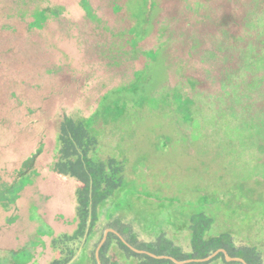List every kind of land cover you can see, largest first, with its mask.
<instances>
[{"label":"rangeland","instance_id":"1","mask_svg":"<svg viewBox=\"0 0 264 264\" xmlns=\"http://www.w3.org/2000/svg\"><path fill=\"white\" fill-rule=\"evenodd\" d=\"M187 2L88 0L91 15L83 0H0V189L20 169L28 173L21 176L26 188L21 190V240H16L21 264H48L56 256L53 236L40 233L42 220L55 234L76 229V191L82 184L53 169L59 125L64 115H96L108 94L105 102L116 118L97 116L96 127L102 129L97 155L126 159L132 177L145 179L148 191L136 183L132 196L164 203L166 212L185 209L186 201H195L196 210L204 205L216 217L214 234L230 231L238 245L257 246L264 262V153L258 150L264 139L253 129L252 115L234 116L232 104L224 106L212 94L221 88L219 66L227 62L225 56L213 57L214 46L225 37L233 41L234 22L251 0ZM259 14L261 27L264 10ZM130 31L138 34L137 41H128ZM256 37L264 40V29ZM260 63L258 89L264 95ZM137 82L136 92L131 87ZM39 149L27 170L25 162ZM12 214L0 203V220ZM121 216L119 210L112 215L106 210L83 244L84 262L78 263L84 248L79 246L70 264H91L90 256L98 255ZM134 217L123 221L133 224L138 242L164 232L189 250V231H179L175 222L164 219L144 229ZM10 237L0 232L1 264L17 250L18 245L7 250ZM211 264L226 263L221 258Z\"/></svg>","mask_w":264,"mask_h":264},{"label":"trees","instance_id":"2","mask_svg":"<svg viewBox=\"0 0 264 264\" xmlns=\"http://www.w3.org/2000/svg\"><path fill=\"white\" fill-rule=\"evenodd\" d=\"M83 4L87 13L92 15L88 0H83ZM40 14L41 18L46 17L44 12ZM236 21L238 22L234 24L238 31L235 32L233 41L228 43L225 37L224 41H219L218 45L214 46L216 53L213 57L225 56L227 62L219 66L221 88L212 94L216 101L217 98L220 101L223 100L224 106L231 103L234 116L240 113L252 115L256 123L253 129L264 139V95L258 89L262 85V79H259L260 71L257 72L262 65L258 62H264L262 61L264 40L257 37H244L242 18ZM251 41L253 42L252 50L248 52L247 45ZM139 84L140 82H137L136 86L132 85L131 89L137 92L140 89ZM126 89L129 88H123V90ZM177 96L178 105L181 107L182 100L179 97L182 95ZM105 98L108 99L109 94ZM106 99L101 103L96 115L77 119L64 115L60 122L56 168L60 173L70 174L78 179L82 185L76 192L77 229L73 234L64 233L54 238L53 247L56 256L49 264L72 263L80 249L79 246L82 247L96 233L97 226L106 210L110 211L111 215L119 210L123 217L133 214L135 217L132 221H139L144 229L155 228L161 225L164 219L175 222L179 231H189V250H185L178 243L176 236L168 237L164 232L155 240L138 242L133 224L124 222L121 216L112 222L111 231L107 233L104 243L99 248L98 256H90L91 264H121L119 258L124 261L136 259L140 264H211L222 258L226 264H237V262H228L223 252H219L209 260H204L220 249L230 256L244 258L248 264H262L260 253L255 246L238 247L230 231H224L218 235L213 233L216 217L205 210L206 206L201 205L203 209L196 210L195 201H186L188 204L185 209L166 212L169 206L164 203L154 204L149 200H143L140 195L132 196L136 183L140 188L148 191L145 179L141 180L138 175H136L137 178L132 177L126 169V159H119L115 155L100 158L97 155L102 140L98 136V132L102 129L99 130L96 127L97 116L103 117L104 113H108L109 116L104 117L106 121L110 117L113 120L116 118L113 106L106 104ZM259 147V153L263 154L264 140L259 141ZM40 151L39 149L36 154ZM135 249L146 252H138ZM86 254V247H84L80 250L78 263L84 262ZM152 254L170 256L185 262L176 263L172 259L153 257Z\"/></svg>","mask_w":264,"mask_h":264},{"label":"flooded vegetation","instance_id":"3","mask_svg":"<svg viewBox=\"0 0 264 264\" xmlns=\"http://www.w3.org/2000/svg\"><path fill=\"white\" fill-rule=\"evenodd\" d=\"M197 1H199V0H197ZM185 2L188 3L187 0H185ZM243 6L246 9L245 10L246 13H244V15L242 14L243 15V17H242V21H243L242 22V35L244 37H246V38L256 37L259 34L260 29H264V26L262 28V26L260 27V24L257 23V16H259L260 15L259 13L262 10H264V7H263L264 6V0H251L250 7L247 4H243ZM244 16H246V18ZM134 31H136V33H137V30H134ZM136 33H133V32L130 31V33H129L130 39L128 40V41H130V43L132 41L136 40V38H138V34H136ZM145 33L146 32H144L143 34H145ZM121 36H125V34H121ZM139 37H141V39H142L143 35L141 34V35H139ZM136 45H137V43H136ZM58 132H59V130H58ZM57 147H58V136H57V146H56V157H57ZM36 155L37 154L32 156V158H31V160L29 162H28L29 159L27 160V162H25L26 165H27L26 166L27 170H30L31 166L33 165V163L35 161ZM56 157H55V162L53 163V169H54L55 172L60 173L57 170V168H56V164H55L57 162V158ZM60 174L72 177L70 174H63V173H60ZM26 175H28V173L24 172V173L21 174V169H20V172L18 173L16 179L9 186L0 189V203L2 204V207H4V208L8 207V208H12L13 209V214H12V216L10 218H8L5 221L4 220H0V229H1L0 232H1L2 235L8 234V235L11 236L10 237L11 241L6 246V247L9 246L11 248L7 249V250L13 251V247H16L18 245L17 250L12 252V256L9 258L7 264L10 263V261H13L12 263H15V264H21V259H18L16 257L18 255V253L21 251V244L20 243H16V240H21L20 235H18L19 233L21 234V208H20L21 207V190L26 188V186H25L26 183L24 185H21V176L23 177V176H26ZM75 217H76V215H75ZM75 222H76V229H77V221H75ZM41 227L42 228H41V232L40 233L45 232L46 234H48L50 236H53L52 241H51V246L54 249L53 240H54L55 237L59 236L60 234H55V231H54L52 225L47 223L45 220L41 221ZM73 233H71V234H73ZM260 233L262 234V232H260ZM61 234H64V233H61ZM66 234H69V233H66ZM40 235H42V234H40ZM44 235L45 234H43V236ZM16 236H17V238H15ZM237 246L238 247H243V246H253V245H247V244L238 245L237 244ZM255 247L258 249L257 246H255ZM0 249H2V248H0ZM54 251H55V249H54ZM219 252H223L225 254L226 259H227V255H229V254H227L226 251H224L223 249H220V250L217 251V254ZM258 252L260 253V259H262V264H264V262H263V254H262V252L259 249H258ZM55 253H56V251H55ZM231 257L233 259L230 260V261L227 260L228 262H237V264H240V263L241 264H248L247 261L244 258L240 257V256H234V257L231 256ZM239 259H243L244 262L239 260ZM0 264H1V262H0ZM33 264H38V263H33Z\"/></svg>","mask_w":264,"mask_h":264},{"label":"water","instance_id":"4","mask_svg":"<svg viewBox=\"0 0 264 264\" xmlns=\"http://www.w3.org/2000/svg\"><path fill=\"white\" fill-rule=\"evenodd\" d=\"M109 231H111V229H109L108 231H107V233L109 232ZM123 241H125V239H123ZM126 242V241H125ZM104 243V242H103ZM136 251H138V252H146V251H139V250H137V249H135ZM216 254H217V252L215 253V254H213L212 256H210L209 258H207V259H204V260H209V259H211L212 257H214V256H216ZM98 256V255H97ZM152 256L153 257H156V258H167V259H172L173 261H175L176 263H184L185 261H178V260H176L175 258H172V257H170V256H156V255H153L152 254ZM233 258L231 257V256H229V255H227V260H232ZM98 260H99V262H100V259H99V257H98ZM203 260V261H204ZM239 260H241V261H243L244 262V260L243 259H239Z\"/></svg>","mask_w":264,"mask_h":264}]
</instances>
